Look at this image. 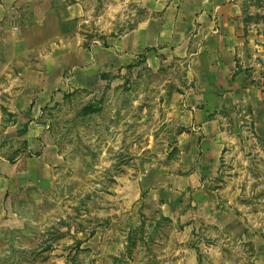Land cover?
<instances>
[{
	"label": "rangeland",
	"instance_id": "1",
	"mask_svg": "<svg viewBox=\"0 0 264 264\" xmlns=\"http://www.w3.org/2000/svg\"><path fill=\"white\" fill-rule=\"evenodd\" d=\"M85 2L82 48L113 35L121 16L129 27L137 6ZM244 3L263 53L264 0ZM7 52L0 46V264H264V134L232 128L212 182L210 173L193 188L166 183L202 160L199 140L180 139L191 130L179 122V70L128 65L53 90L33 112ZM136 180L159 190L154 204L148 189L133 198Z\"/></svg>",
	"mask_w": 264,
	"mask_h": 264
},
{
	"label": "crops",
	"instance_id": "2",
	"mask_svg": "<svg viewBox=\"0 0 264 264\" xmlns=\"http://www.w3.org/2000/svg\"><path fill=\"white\" fill-rule=\"evenodd\" d=\"M135 2L129 27L121 16L113 35L103 30L82 48L77 29L87 20L85 0H0V46L8 49L11 67L18 66L20 92L33 96L26 100L33 112L53 97V90L88 87L128 65L179 70L174 89L180 90L178 107H186L179 122L191 130L180 139L199 140L202 160L179 178L167 177L166 183L193 188L210 173L212 182L222 171L219 159L227 155L232 128L247 132L254 126L258 136L264 134V52L244 22L247 7L244 0ZM161 89L166 92L169 86ZM127 185L133 198L141 189H148L152 204L159 197L147 180ZM123 198L132 203L128 193Z\"/></svg>",
	"mask_w": 264,
	"mask_h": 264
}]
</instances>
